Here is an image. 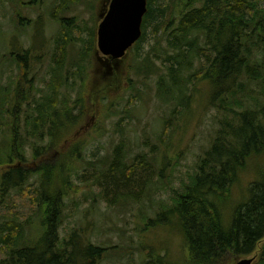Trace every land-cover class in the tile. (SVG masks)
Here are the masks:
<instances>
[{"label":"trees","instance_id":"1","mask_svg":"<svg viewBox=\"0 0 264 264\" xmlns=\"http://www.w3.org/2000/svg\"><path fill=\"white\" fill-rule=\"evenodd\" d=\"M76 1L61 0L59 5L64 10ZM186 1L188 8L174 16L170 7L175 0H149L143 34L134 44L135 51L139 56L143 54L140 45L147 42V28L166 36L167 53L164 57L154 56L164 63L167 77L158 73L156 87L159 97L171 104L172 116L180 113L176 110L178 104L188 107L191 87L203 81L210 83L211 104L224 114L230 112L232 117L222 120L211 145L199 157L197 170L175 190L170 205L160 204L157 220L150 219L148 225L163 222L177 226L190 253L178 263L188 259L186 264H224L231 256L251 255L264 240V172L250 184L246 198L233 208L231 218L227 220L222 215L239 172L264 152V0ZM60 24V35L51 42L53 53L48 61L41 56L30 58L34 50L47 47L43 38L39 49H14L7 60L16 65L18 75L11 83L12 94L2 90L3 103L6 94L7 104L12 101L9 110L5 108L3 112L13 116V131L18 127L19 134L28 133L33 141H43L49 135L53 144L44 143L49 148L64 127L80 121L84 97L63 101L65 93L61 89L72 90L70 79L82 77L83 65L92 62L97 45L95 26L82 29L65 16ZM74 40L81 43L79 58L68 67L66 49ZM145 62V74H152V59L146 56ZM195 64L200 72L191 71ZM169 122L170 118L166 124ZM17 139L14 134L12 153L23 161ZM126 149L122 141L111 157L90 159L82 176L73 168V162H60L62 155L42 159L35 154L40 159L37 170L41 174L32 183L37 173L33 167L14 166L3 171L0 193L11 190L17 195L26 191L34 194L26 200L41 214L42 233L38 238H29L27 228L32 216L26 221L7 218L0 224V264H104L112 247L94 241L88 228L78 224L60 234L62 198L72 192L68 179L74 172L79 179L89 180L99 188L111 207L164 192L167 186L155 179L152 168L158 145L153 144L149 154L131 155ZM1 158L4 157L0 155V162ZM166 256L164 253L165 260L159 255L143 257L142 264H167ZM260 264H264V246Z\"/></svg>","mask_w":264,"mask_h":264},{"label":"rangeland","instance_id":"2","mask_svg":"<svg viewBox=\"0 0 264 264\" xmlns=\"http://www.w3.org/2000/svg\"><path fill=\"white\" fill-rule=\"evenodd\" d=\"M60 1L0 0V155L4 157L0 162V175L14 166L33 167L37 173L32 176V183L41 174L37 170L39 157L57 159L63 156L60 162H73V168L80 171L82 176L83 168L90 159L110 156L122 141L131 155L140 152L149 154L151 146L156 144L159 151L156 160H152V168L155 179H161L160 183L167 186L164 192L151 198L145 197L140 202L111 207L102 198L99 188L89 180L79 179L74 172L68 179V188L72 192L62 198L63 224L60 234L64 235L78 224L88 228L94 241L112 247L104 264H142L143 257L150 258L154 255L165 260L164 253L167 254V264H186L188 259L178 263L190 256V253L177 226L163 222L152 227L148 224L150 219L157 220L160 204L170 205L175 190L180 189L181 184L188 181L197 170L199 157L211 145L222 120L232 117L231 113L224 114L220 112L221 109L213 106L210 102V83L198 81L191 87L188 107L178 104L176 110L180 113L172 116L171 104L159 97L156 87L158 73L167 77L164 74V63L154 56L155 53L164 57L167 53L166 36L163 32L156 35L153 28H147V42L140 45L144 50L141 56L133 46L127 57L118 64L104 58L102 54L96 55V45L92 62L86 67L82 64V77L70 79L72 90L68 92L69 88L61 89L65 93L63 101L78 100L79 96H83L81 103L84 109L78 123L60 131L62 135L54 142L53 147L49 148L44 144H53L49 135L43 141H33L28 133L19 134L18 127L16 132L13 131V116L3 112L5 108L9 110L12 101L7 104L6 94L3 103L2 90L12 94L14 87L11 83L16 81L18 75L16 65L8 64L11 62L7 60L9 55L14 49H39L43 38L47 47L45 50L32 51L30 58L41 56L48 61L53 53L51 42L60 35L61 17L71 18L74 26L80 25L82 29L95 26L98 38L99 14L108 11V3L105 8L107 0H78L64 10L59 5ZM186 2L175 0L170 7L171 14L177 16L181 10L188 8ZM176 22L175 20L174 23ZM80 48L81 43H76V40L67 46L68 67H71L73 60L79 58ZM146 56L152 59V65L149 66L153 70L152 74L150 71L145 74L148 66ZM140 68L142 72L139 71ZM191 71L200 72V67L192 65ZM87 97L89 100H86ZM169 118L170 122L166 124ZM14 134L19 139L20 151L25 158L23 161L12 153L11 141ZM4 152L7 153L4 155ZM94 153L95 156L92 157ZM35 154L39 157H34ZM261 171L264 172V152L252 158L244 170L239 172L232 193L227 196L229 202L223 208L222 215L224 213L225 219L231 218L233 208L246 198L248 187L260 179ZM2 194L1 192L0 224L10 217L26 221V218L32 216L27 232L29 238H38L42 233V217L35 212L30 200H26L27 196L34 194H27L26 191L17 195L16 191L11 190ZM263 246L264 240L251 255L238 258L231 256L224 264H235L243 258L252 257V264H260ZM1 256L0 252V258Z\"/></svg>","mask_w":264,"mask_h":264},{"label":"water","instance_id":"3","mask_svg":"<svg viewBox=\"0 0 264 264\" xmlns=\"http://www.w3.org/2000/svg\"><path fill=\"white\" fill-rule=\"evenodd\" d=\"M107 1L108 11L99 14L96 55L102 54L119 64L143 34L149 0ZM253 261V257L243 258L235 264H252Z\"/></svg>","mask_w":264,"mask_h":264},{"label":"flooded vegetation","instance_id":"4","mask_svg":"<svg viewBox=\"0 0 264 264\" xmlns=\"http://www.w3.org/2000/svg\"><path fill=\"white\" fill-rule=\"evenodd\" d=\"M105 8H106V4H105ZM143 28V27H142Z\"/></svg>","mask_w":264,"mask_h":264}]
</instances>
